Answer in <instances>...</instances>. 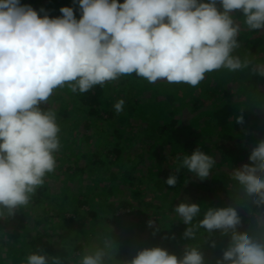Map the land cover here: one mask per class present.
Segmentation results:
<instances>
[{
    "label": "clouds",
    "instance_id": "1",
    "mask_svg": "<svg viewBox=\"0 0 264 264\" xmlns=\"http://www.w3.org/2000/svg\"><path fill=\"white\" fill-rule=\"evenodd\" d=\"M78 4L79 19L68 6L50 18L43 8L41 16L20 0H0V207L9 214L28 205L56 168L61 129L56 112L40 107L55 89L67 84L73 93H86L132 73L149 83L166 80L196 87L208 72L222 67L235 71L249 64L232 55L239 46L240 28L231 13L241 10L250 29H264V0H78ZM124 105L123 98L115 101L117 115ZM236 123L242 125L243 117L238 116ZM249 160L251 164L233 169L231 177L243 186L246 197L264 208V139L251 149ZM215 163L197 148L183 156L181 166L203 180ZM165 182L175 186L177 176L169 175ZM174 211L190 225L201 206L181 202ZM240 223L234 207H209L199 222L209 232L231 230L230 244L216 264H264V233L257 239L238 232ZM148 226L153 227V221ZM183 236L193 237V229L187 228ZM106 256L105 249L97 248L80 264H105ZM24 264H48L47 254L33 252ZM53 264L62 262L54 257ZM125 264L204 260L196 248L178 258L154 246L139 250Z\"/></svg>",
    "mask_w": 264,
    "mask_h": 264
},
{
    "label": "rangeland",
    "instance_id": "2",
    "mask_svg": "<svg viewBox=\"0 0 264 264\" xmlns=\"http://www.w3.org/2000/svg\"><path fill=\"white\" fill-rule=\"evenodd\" d=\"M49 1L51 2L43 0L34 9L38 11L43 8L51 18L55 17V11L49 10ZM38 14L43 16L44 12L39 11ZM77 16V19L81 17ZM247 28L249 27H245L244 30L251 32L252 43L257 44L259 41L258 50L260 47L262 49L258 54L249 49L247 54L239 55L238 51L233 52L232 55L239 57L240 60L243 57L242 62L249 61L247 75L243 74L244 68L236 72L222 67L206 73L204 80L196 87L184 83L170 85L166 80L157 81L154 85L135 73L131 74L133 80L124 75L110 81L109 86L105 87V97L109 98L113 105L115 101L123 98L125 105L123 112L118 115L113 109L114 113L112 112L113 115L110 117L113 121L106 120L108 124L104 122L99 130L96 129L95 138L101 140L99 142L101 146L96 145V139L92 148L81 143L84 127L89 120L85 108H73V99L81 100L78 104L82 106L83 99H79L82 98V94L73 98L74 96L69 94V87L55 89L48 102L41 103V108L43 110L51 108L56 112L57 123L61 129L60 140L63 139L62 134L67 133L64 139H67L70 145L61 142L60 150L56 153L55 170L51 175H46L44 184L32 195L28 205L19 206L13 214L0 207L2 264H24L27 257L36 252L31 249L30 243L26 245L25 238L29 235L35 239L33 248L41 245L38 252L47 254L48 264H53L54 257L59 258L62 264H80L83 256L76 250L79 242L83 246L81 253L87 254L97 248L105 249L108 253L105 264H125L139 250L154 246H161L169 253L176 254L178 258L183 257L186 249L196 248L202 253L204 264H216L230 244L231 230L227 234H222L221 229L209 232L198 226L209 207H234L239 211L238 215L241 218L236 230L247 232L259 239L260 234L264 233V208L257 207L252 198L246 197L244 193L241 195L237 192L239 182L233 181L231 173L235 168L251 164L249 160L251 149L264 139V110L258 109L256 114H252L247 112V108L242 107L240 110H232L233 112L225 117L222 116L221 120L213 113L214 106L220 108L221 103L225 105L227 101L231 103L235 101L234 97L227 99L229 95H234L232 92L237 85H234L233 78H237L238 83L246 82L252 69L258 68L255 67L258 55L264 57V29ZM248 39L249 37L246 44L250 47ZM223 79L226 82H223ZM123 80H129L130 83L126 86L123 82L119 84ZM116 85L118 87H115ZM242 86L244 92L245 86ZM199 96L201 98L197 100L196 97ZM137 97L142 100L137 102ZM161 102L167 105L169 112H173V119L170 118L169 122L176 121L173 130L179 129L181 140L186 143L183 148L187 155L199 148L216 161L209 177L201 180L195 174H191L188 179L184 178L181 182V192L171 190V186L165 182L170 173L169 165L173 162L168 151L171 141L165 139L167 134L160 136L164 138V142L158 139L156 144L147 134L152 133L150 129L152 118L158 112ZM61 105L65 109L61 110ZM238 116L244 119L242 125L236 123ZM255 118L258 120L257 123L254 122ZM76 120L81 122L79 127H75ZM190 129L192 132H189ZM205 129H210L211 132L207 133ZM201 130L204 131L203 134ZM170 133L173 132H169V137L173 138ZM251 138L255 139L254 143H251ZM224 144L223 150L231 149L230 154L234 159L221 163L223 155L218 147ZM91 151H96L94 155H98L102 163L94 167L87 163L94 158ZM119 151L121 155L117 157ZM86 152L87 155L82 157L81 154ZM182 152L176 151L175 155L179 156ZM167 157L169 160L164 162ZM153 162L161 163L162 168L153 178L154 181H147L148 168ZM128 169L133 175L131 179L125 180L126 178H122L123 172ZM156 170L158 168H154V171ZM63 171H66L67 175L64 173L65 176H62ZM52 173L55 177H52ZM94 174H99L98 178ZM215 175L219 177L224 175L228 181L221 184L220 179L223 177L212 180ZM92 178L96 179L92 181ZM95 180L97 183H94ZM157 180L161 187H157ZM130 181L133 182L132 185L129 184ZM233 185L237 186L232 188ZM110 188H114L115 194L113 191L110 195L106 194ZM133 189H138L139 193L130 194L129 190ZM124 192L126 198L130 200L129 205L120 206L118 194L124 195ZM84 193H87V198L82 197ZM165 198L172 202L170 207ZM236 198L240 200L239 203L237 200L234 201ZM82 199H88V202L81 203ZM181 202H194L201 206L200 213L194 217L190 225H186L173 209ZM228 203L231 204L227 206ZM244 203H253V206L245 210ZM47 217L53 219L49 220ZM149 220L153 221V227L148 226ZM189 227L193 229L194 236L184 237L183 233ZM209 240L215 241V247L211 246L212 242Z\"/></svg>",
    "mask_w": 264,
    "mask_h": 264
},
{
    "label": "trees",
    "instance_id": "3",
    "mask_svg": "<svg viewBox=\"0 0 264 264\" xmlns=\"http://www.w3.org/2000/svg\"><path fill=\"white\" fill-rule=\"evenodd\" d=\"M42 1L43 0H20V3L21 4H25V5H31L34 8V7H36L38 5V3H41ZM119 2H120V0H119ZM64 6L72 7L73 10H74V14H75L76 18H78L77 15H79V16L82 15L81 9H80L79 4H78V0H51V2L49 3V7H50L49 10L55 11V17H58V16L61 15V12H60L61 7H64ZM217 6L220 7L219 6V2L217 4ZM39 11L40 10H38V13H39ZM231 15H232L234 23L239 25V28H240V31H239L238 36H237V42H238L239 46L237 47V49H234V51L235 52L238 51V54L239 53L247 54L249 52L247 49H249L253 53L258 54V52L260 50H262V49L260 47V49L258 50L259 41L257 42V44H253L252 43L251 38H250L251 32L247 31V30L246 31L244 30V28L247 27V25L244 23V19L245 18H244V15H243L242 11L241 10H236ZM235 19L238 22L235 21ZM247 29H249V28H247ZM247 37H249V39H248L249 43L248 44L251 47V49L246 44ZM242 59H243V57H242ZM250 61L252 63V58H250ZM255 67H258V68L254 69V70L252 69V71L249 73V76H248L249 79L247 78V81H246L247 83L245 81H243L242 83L241 82L238 83L237 82V78H235V77L233 78L234 85H236V84L237 85H236V87H234V91L232 92V93H234V95H229L227 99L234 97L235 101H233V103H231L230 101L229 102L227 101V103L225 105L223 103H221L222 105L220 106V108L214 106V108H213L214 116H216L217 118H219L221 120V118L225 117L226 115H229L232 110H235V109L236 110H240L242 107L243 108H247V112L248 113H252V114H256V111L258 109L264 110V88H261L262 86H264V75H260V70L264 69V57L262 58V57H260L258 55V62L256 63ZM239 70H236V72L239 71ZM221 71H222V69H221ZM236 72H235V74H236ZM248 72H249L248 67L244 68V73L243 74L246 73V75H247ZM126 77H128L129 79L131 78L133 80V75H126ZM209 78L211 79L212 76H209ZM122 82H123V84L125 86L128 85V83H130L129 80H123L119 84H121ZM223 82H226V80L223 79ZM109 84H110V82H107L102 87L99 86V85L94 86V88L92 90H90L89 92H86V93H79V92L73 93L71 91V88L67 84H65L61 88H57V89H65V88L69 87V89H70L69 94L71 96H74L73 98H77L80 94H82V96H81L82 98H79V99H83L82 106L78 104L79 103L78 101H80V103H81V100L76 101L75 99H73V101H74V107L73 108H78L79 107V108H85L86 109V116H88L89 122H87V124L84 127V131L85 132H84L83 138L81 139V141H82L81 143L86 144L87 146H89V148H92V147L95 146L93 143L95 142V139H96L95 135L97 136V130L96 129L98 128V130H99L100 126L104 122H106V120H110L111 119L110 121H113V118H110V117H112V115L114 113L113 112V109H114L113 108V103H112V101L110 102V99L106 98L105 95H104L105 87L109 86ZM155 84L156 83H154V85ZM118 85H116L115 87H118ZM242 85L245 86V91L244 92L242 90V88H243ZM174 86H176V85H174ZM150 87H151V85L149 86V88ZM218 89L219 88H217V90ZM217 90L215 89L214 92H216ZM223 97L225 98V95ZM200 98H201V96L196 97L197 100H200ZM141 100H142V98H140V97L138 98L137 97V102H140ZM237 101H238V104H236ZM100 105H103V106H100ZM41 106L42 105H40V107ZM159 106L160 107H159L158 112L156 114H154V117L152 118L153 122L150 125V129L152 130V133L151 134L147 133L148 134V138L154 139V143L156 144L158 139H161L160 141L164 142V138L162 139V138H160V136L163 135V134H167L165 139H169L171 141L169 143V145H170L169 147L170 148H168V147L167 148H168L169 153L171 154V159H173V162L170 163V165L169 164H166V165L170 166L169 175L175 174L177 176L176 185L175 186H171L170 189L174 190V191L176 190V191L181 192V188H182L181 182H182V180L184 178H185V180L188 179V177L191 176V174H194V173L189 172L188 169H186V168L181 166L182 165V158H183L184 155L187 154V152L184 151L183 146H184L185 141L181 140V135H180L179 129L173 130V127L176 126V121L173 120L172 122H169L170 118L173 117V112H169L167 110V105H164L163 102H161V105H159ZM140 108H142V107H140ZM62 109H65V108H64V106L61 105V110ZM141 111H143V109ZM192 119L193 118H190V120H192ZM183 120H184V118H183ZM254 122L257 123L258 120L255 118ZM106 123L108 124L109 122H106ZM80 124H81V122L76 120V126L75 127H79ZM171 124H173V126H171ZM255 127H257V126H255ZM167 131H169V132L172 131L173 132L172 134L170 133L173 136V138L169 137V132L167 133ZM205 131L207 133L211 132L210 129H205ZM160 132H162V133L160 134ZM189 132H192V129H190ZM203 133H204V131L201 130V134H203ZM66 134L67 133H63L62 134L61 137L63 139L60 140V142L63 141L65 143H68V145H70V143L67 142V139H64V136ZM224 137L230 138L228 135H226V136L224 135ZM100 141L101 140L96 139V145L97 146H101V143H99ZM254 142H255V139L251 138V143H254ZM113 145H110V146L111 147H115ZM162 146L160 148H162ZM224 146H225V144L224 145H220V147H218L219 149L222 150L221 154L223 155V157L221 158V163L226 161V160H228V162H229V160H231V158L234 159L233 156H231V154H230L231 153V149L229 150V149L225 148V150H223ZM119 149H121V148L119 147ZM176 151H183V152L180 153L179 156H178V155H175ZM95 152L91 151L90 153H92V155H94ZM81 155H83L82 157H84V155H87V152L83 153ZM120 155H121V151H119L116 154L117 157H120ZM93 157L94 158H92L87 163H89L90 165H93V167H94V165H99L100 163H102V161H100V159H98V155H94ZM178 157L180 159H177ZM168 160H169V157H167L164 162H166ZM178 167H179V171H177ZM68 168L72 169L73 167L72 168L68 167ZM154 168H158V170L154 171ZM161 168H162V164L161 163L153 162L152 165H150L149 168H148V175H147L146 180L147 181H154L155 179H153V178L158 175V173H159ZM64 173L67 175L66 171H63L61 173V175L65 176ZM47 175H51V173H48ZM132 175H133V172H131V170L128 169V171L125 170L123 172L122 178H126L125 180H127L128 178L131 179ZM72 176H75V175H72ZM94 176L97 177V176H99V174H94ZM52 177H55L53 173H52ZM115 177H116V179L118 178L116 175H115ZM221 177H223V178H221ZM221 177L215 175L211 179L214 180L215 178L216 179H220L221 178L220 179L222 181L221 184H225V182L228 181V178L226 176H224V175L221 176ZM57 178H58V176H57ZM94 179H96V178H92V181ZM233 181H236V180L233 179ZM94 183H97V180H95ZM156 183L158 184L157 187H161L158 180H157ZM129 184L132 185L133 182L130 181ZM237 185L239 186V189L237 190V192H239L242 195L244 193L243 186L239 185V183H237ZM237 185H233L232 188L234 186H237ZM117 190H118V188H117ZM40 191H42V190H40ZM112 191L114 192V188H110L108 190V193H106V194L110 195V194H112ZM131 192H134L137 195L139 193V190L138 189L129 190L130 194H131ZM86 194L85 193L82 194V197L83 198H87ZM114 194H115V192H114ZM122 195L123 194H118L119 205L120 206L121 205H123V206L129 205V201L130 200H128L126 198V193L124 192L123 197H122ZM237 198L234 201L237 200V202L239 203L240 200H238ZM164 200L168 201V203H169L168 207H170L172 205L171 204L172 202L170 200H168L167 198H165ZM79 202H80V200H79ZM84 202H88V199L87 200L86 199H84V200L82 199L81 200V203H84ZM229 204H231V203H228L227 206ZM244 204L246 205L245 210H248L249 207L253 206V203H244ZM117 209H118V206H117ZM173 209H175V207H173ZM237 212L239 213V211H237ZM47 219L52 220L53 218L52 217H47ZM25 240L27 242L26 245L29 244V243L32 245L31 249L36 250V252L40 251V246L41 245L37 246L36 249L33 248V243H34L35 239H32L31 235L26 237ZM209 242H213V241L209 240ZM82 248H83V246L79 242L77 244V246H76V250L79 251L80 256H84L85 255V252L81 253ZM0 264H2V260H0Z\"/></svg>",
    "mask_w": 264,
    "mask_h": 264
}]
</instances>
